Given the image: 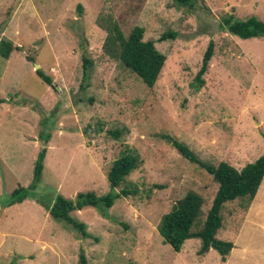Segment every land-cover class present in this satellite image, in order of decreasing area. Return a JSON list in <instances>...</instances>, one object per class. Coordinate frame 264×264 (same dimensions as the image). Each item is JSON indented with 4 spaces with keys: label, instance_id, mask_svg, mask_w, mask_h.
<instances>
[{
    "label": "rangeland",
    "instance_id": "obj_1",
    "mask_svg": "<svg viewBox=\"0 0 264 264\" xmlns=\"http://www.w3.org/2000/svg\"><path fill=\"white\" fill-rule=\"evenodd\" d=\"M229 13L264 21V0H198L194 8L172 0H0V39L17 47L0 55V200L30 183L41 131L50 132L36 197L0 206V264H78L81 251L88 264H264V177L247 207L238 197L220 210L216 237L233 243L225 261L213 248L199 253V238L176 252L157 230L188 191L203 200L198 229L218 186L167 135L214 165L240 168L264 152V39L230 34L220 24ZM109 18L125 37L141 26L143 40L165 55L153 87L104 51ZM209 40L213 56L196 89ZM83 57L92 61L85 75ZM123 152L139 164L115 191L130 193L106 217L92 206L70 212L87 236L50 216L45 205L57 194L106 193L107 171Z\"/></svg>",
    "mask_w": 264,
    "mask_h": 264
},
{
    "label": "trees",
    "instance_id": "obj_2",
    "mask_svg": "<svg viewBox=\"0 0 264 264\" xmlns=\"http://www.w3.org/2000/svg\"><path fill=\"white\" fill-rule=\"evenodd\" d=\"M177 6L194 8L198 0H172ZM106 30L108 32L103 43L104 51L111 57L118 59L124 67L135 73L141 81L148 87H153L158 75L164 65L165 55L160 52L152 40H143L144 29L141 26H134L125 37L119 25L111 18L107 20ZM221 26L225 27L230 34L239 38L247 39L259 37L264 39V21L255 15L237 20L231 13L223 16L220 21ZM167 34L160 37L164 40ZM169 36L174 37L172 32ZM17 47L10 40L0 39V55L7 59ZM214 42L209 40L201 59L200 67L194 76L192 86L199 89L204 84V75L207 72L209 62L213 56ZM30 59L29 56H27ZM83 73L86 74L87 67L92 65V61L83 57ZM35 73L48 85H51V77L40 69ZM85 77V76H84ZM5 99L0 98V103ZM118 136V132H113ZM264 136V133L262 132ZM41 143L43 145L36 154L33 164L32 178L27 186H18L9 195L0 200L2 208L9 207L15 203H21L25 199L36 197V189L40 183L46 155L45 143L50 138V132L41 131ZM176 150L188 161L203 168L212 179L217 183V190L208 208L201 226L194 230L199 215L201 214L202 198L195 191H188L183 197L175 201L170 210L164 213L157 225V230L164 244H168L174 251L179 252L184 242L189 238H199L200 247L198 252L206 253L209 249H215L222 261L233 247L229 240L216 237L217 229L221 224L220 210L227 201L238 197H246L248 203L254 198L264 177V152L253 161L245 163L242 167L236 168L226 161H220L214 165L201 160L183 142L166 136ZM139 164L138 157L132 153L123 152L116 157L107 171L106 177L109 190L104 194H96L92 190L79 191L73 199H68L61 194H57L51 203L45 205L50 216L64 220L78 229L82 236H87L86 228L83 223L74 220L70 212L81 210L86 206L96 207L102 216L106 215V210L110 208L114 201L120 196H126L129 190L122 188L115 191L125 180L129 173ZM162 187V185H156ZM40 201V200H39ZM78 264H88L84 252L78 256Z\"/></svg>",
    "mask_w": 264,
    "mask_h": 264
},
{
    "label": "water",
    "instance_id": "obj_3",
    "mask_svg": "<svg viewBox=\"0 0 264 264\" xmlns=\"http://www.w3.org/2000/svg\"><path fill=\"white\" fill-rule=\"evenodd\" d=\"M35 66H37V67H38V65H37V64H35Z\"/></svg>",
    "mask_w": 264,
    "mask_h": 264
},
{
    "label": "crops",
    "instance_id": "obj_4",
    "mask_svg": "<svg viewBox=\"0 0 264 264\" xmlns=\"http://www.w3.org/2000/svg\"><path fill=\"white\" fill-rule=\"evenodd\" d=\"M210 250V249H209Z\"/></svg>",
    "mask_w": 264,
    "mask_h": 264
}]
</instances>
